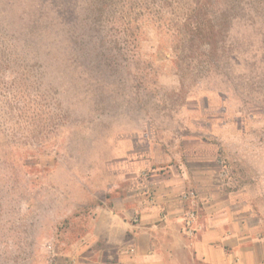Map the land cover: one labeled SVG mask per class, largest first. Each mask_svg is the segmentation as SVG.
<instances>
[{
	"label": "rangeland",
	"instance_id": "1",
	"mask_svg": "<svg viewBox=\"0 0 264 264\" xmlns=\"http://www.w3.org/2000/svg\"><path fill=\"white\" fill-rule=\"evenodd\" d=\"M202 198L264 240V0H0V264H148Z\"/></svg>",
	"mask_w": 264,
	"mask_h": 264
},
{
	"label": "crops",
	"instance_id": "2",
	"mask_svg": "<svg viewBox=\"0 0 264 264\" xmlns=\"http://www.w3.org/2000/svg\"><path fill=\"white\" fill-rule=\"evenodd\" d=\"M205 200L206 198H202V209H198L197 213L189 212L185 218L187 220L185 228L190 229L186 230V233L190 238H183L175 228L158 229L156 232L159 236L163 235L162 238L166 236L172 238V246L161 245L160 248L158 245L153 246L154 249L144 253L148 258L146 262L148 264H264V240L259 238L258 231L246 229L242 220V227L238 229L235 224H231L234 221L230 216L211 213ZM183 201L191 202L193 206L199 204L194 191L185 192ZM114 217L111 224L114 228L110 227V230H120L122 236H127L128 233L135 234L137 227L124 215ZM165 221L173 225L176 222L168 217H165ZM135 251L136 256L141 255V252ZM121 259V264H137V261L133 263L136 258L132 259L129 254Z\"/></svg>",
	"mask_w": 264,
	"mask_h": 264
},
{
	"label": "trees",
	"instance_id": "3",
	"mask_svg": "<svg viewBox=\"0 0 264 264\" xmlns=\"http://www.w3.org/2000/svg\"><path fill=\"white\" fill-rule=\"evenodd\" d=\"M188 30H190V31H192L193 30V28L192 27H190V25H187V27H186ZM199 28V27H198ZM211 40V39H210ZM206 42V44H210L211 45V43H209V40L208 41H205Z\"/></svg>",
	"mask_w": 264,
	"mask_h": 264
},
{
	"label": "built area",
	"instance_id": "4",
	"mask_svg": "<svg viewBox=\"0 0 264 264\" xmlns=\"http://www.w3.org/2000/svg\"><path fill=\"white\" fill-rule=\"evenodd\" d=\"M190 225V223L188 224V226Z\"/></svg>",
	"mask_w": 264,
	"mask_h": 264
}]
</instances>
